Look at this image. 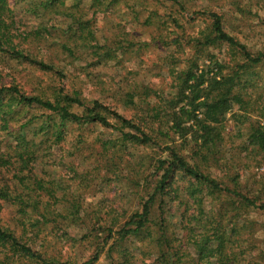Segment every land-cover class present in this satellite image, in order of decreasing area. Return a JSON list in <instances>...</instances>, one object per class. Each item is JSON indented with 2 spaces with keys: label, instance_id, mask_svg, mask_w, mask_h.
<instances>
[{
  "label": "trees",
  "instance_id": "trees-1",
  "mask_svg": "<svg viewBox=\"0 0 264 264\" xmlns=\"http://www.w3.org/2000/svg\"><path fill=\"white\" fill-rule=\"evenodd\" d=\"M119 1L91 0L89 7L107 11ZM130 1L134 5H126L137 21L146 1L164 5L166 18L150 10L142 23L152 25L156 19L157 28L165 29L171 21L182 33L176 29L172 38L159 41L178 51L189 45L186 61L169 52L174 64L167 88L135 84L122 97L130 109L125 112L63 88L47 97L28 93L18 83L0 85V129L8 132L6 143L13 141L14 153L0 154V168L15 170L18 180L11 184L1 177L0 264H101L102 257L108 264H264V238L258 236L264 223L252 216L264 214V173L254 171L264 164V50L252 49L228 28L240 14L241 19L244 13L254 15L249 9L254 0ZM256 2L264 9V0ZM72 6L81 8L80 0ZM72 6L67 0H41L29 11L57 8L77 24L74 34L85 31L95 42L92 48L111 57L116 50L96 41L91 20ZM186 26L194 32L187 34ZM0 51L66 77L63 69L14 44L11 33L0 38ZM229 113L233 124L226 129ZM16 119L18 127L12 124ZM70 123L109 131L90 143L96 152L90 172L106 168L113 173L110 181L122 185L126 201L106 210L103 218L100 203L96 220L86 221L90 214L80 199L60 196L50 182L29 177L43 156L63 150ZM60 218L67 223L65 239L78 240L67 230L73 224L85 227L82 238L91 237L94 248L84 260L64 259L46 247V236L60 230Z\"/></svg>",
  "mask_w": 264,
  "mask_h": 264
},
{
  "label": "rangeland",
  "instance_id": "rangeland-1",
  "mask_svg": "<svg viewBox=\"0 0 264 264\" xmlns=\"http://www.w3.org/2000/svg\"><path fill=\"white\" fill-rule=\"evenodd\" d=\"M201 1L207 2V0ZM256 1L254 0L255 4L249 8L254 15L244 13L245 18L241 19V14H238V18H233L228 28L252 49L264 50V9L260 10L261 7ZM40 2L41 0H0V38L8 33L13 34L14 44L18 43L20 47L28 48L32 57L63 69L66 77L62 78L56 70L43 69L30 61L17 60L9 53L0 51V85L18 83L28 93L44 94L47 97L59 94L63 88L64 92H78L85 100L100 99L106 104L128 112L130 109H125L123 106L122 97L135 84H149L156 88L169 86L170 65L174 64L169 52H175L182 61H186L190 55L189 45L186 46L185 43L178 51L175 47H166L159 41L161 36L172 38L176 29L177 32L182 33L174 23L168 22L165 29L157 28L156 19H153L152 25L142 23L150 10H157L161 17L166 18L168 10L160 3L146 1L147 9L141 15L140 21H137L135 13H132L126 5H134L130 0H120L116 6H112L107 11L89 7L91 0H80L81 8H73L75 0H67V4L72 6L71 11L84 19L91 20L89 29L96 31L98 39L96 41L116 50L111 57L103 58L104 50L98 47L92 48L95 42L89 40L85 31L84 34L79 32L74 34L73 30L77 28V24H71L65 14L58 13L57 8L42 7L37 14L29 11ZM135 7L139 8L137 5ZM229 7L236 9L232 5ZM61 9L65 10V8ZM200 25L201 23H197L194 26L197 29ZM186 30L189 34L195 29L189 26ZM125 40H133L134 44H128ZM64 43L69 49L64 47ZM213 52L218 53V50L213 49ZM220 58H223V54ZM199 61L204 62L202 59ZM182 65L184 63H180V66ZM74 109L79 111L77 108ZM34 112L37 111H31ZM13 123H15L14 127H18L20 121L16 119ZM232 124V113H229L224 125L226 129H231ZM67 130L66 140L61 144L63 150H56L53 154L43 156L38 162L41 161L35 173L29 174V177L38 176L52 183L48 186L54 185L60 196L80 199L90 214L86 221H90L91 217L95 220L98 216L103 218L106 216V210L118 207L126 201L122 198L123 191L120 187L122 185L110 181V178H114L113 173H108L106 168L100 173H94V169L90 172L95 166L96 154L90 143L97 137H102V134H109V131L99 126L81 128L72 123L68 124ZM31 132L28 135H31ZM8 138V132L0 129V154H4L6 158L14 154L12 146L10 147L13 141L9 140L6 143ZM71 163L73 165L70 166ZM7 169V167L0 168V184H2V176L9 178V183L17 184L18 180L13 178L15 170L11 168L7 171ZM250 170L252 169L246 171V175L250 176ZM254 171L264 173V164ZM123 172L124 170H121V173ZM43 200H50V197L44 195ZM99 203L103 210L97 216L95 211L99 208ZM1 214L5 218L9 216L8 210H4ZM86 214L84 210V216ZM252 216L264 223V214L259 215L257 212ZM59 222L61 231L57 230L52 236H46L45 243L48 244L46 246L48 250L54 254H62L64 259L87 258L94 247L91 245V237H81L86 233L85 227L78 228V225L73 224L67 228L70 235L78 239L73 242L63 237L67 227L64 228L66 221L60 218ZM258 236L264 238V227ZM100 263L108 264L103 257Z\"/></svg>",
  "mask_w": 264,
  "mask_h": 264
}]
</instances>
